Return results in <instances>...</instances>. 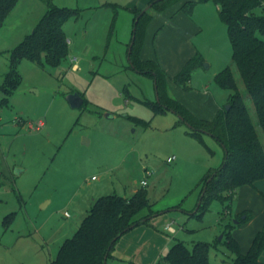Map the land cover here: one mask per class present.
I'll use <instances>...</instances> for the list:
<instances>
[{
	"label": "rangeland",
	"instance_id": "1",
	"mask_svg": "<svg viewBox=\"0 0 264 264\" xmlns=\"http://www.w3.org/2000/svg\"><path fill=\"white\" fill-rule=\"evenodd\" d=\"M139 1L53 0L78 12L64 24L67 57L57 66L23 58L19 84L11 93L0 89V264H51L93 198L130 196L142 187L141 179L148 183L143 187L152 213L145 208L138 217L150 219L117 240L115 246H124L129 257H109L106 264H152L155 254L164 257L177 241L189 248L207 241L208 264H232L228 233L239 238L241 249L250 243L248 220L237 223V210L249 206L256 223H264V192L251 185L239 187L231 202L215 198L196 214L203 182L222 163L224 148L211 134L192 135L175 111H155L149 104L158 101L155 78L131 67L128 55ZM24 2L0 31V85L10 70L11 49L47 11L43 0ZM183 2L149 8L153 16L141 57L166 71L173 97L212 119L217 105L228 100L229 91L214 76L232 63V46L213 1L197 3L192 14L180 9ZM196 53L202 63L187 84L177 83L174 75ZM235 76L247 96L237 71ZM76 92L85 99L79 107L68 100ZM247 103L256 120L253 103ZM172 155L176 159L168 162ZM169 222L175 231L164 229ZM137 230L141 234L134 237Z\"/></svg>",
	"mask_w": 264,
	"mask_h": 264
},
{
	"label": "trees",
	"instance_id": "2",
	"mask_svg": "<svg viewBox=\"0 0 264 264\" xmlns=\"http://www.w3.org/2000/svg\"><path fill=\"white\" fill-rule=\"evenodd\" d=\"M17 1L0 0V27ZM43 1L47 5L46 13L33 32L10 51V70L0 85L6 93H11L20 82L17 66L21 59L28 58L42 66H57L68 55L69 41L64 24L78 12L73 8L59 7L53 0ZM178 1L151 0L150 3L155 11H161ZM207 1L217 5L232 46V63L214 76L215 82L229 91V109L225 108L226 103L212 119H205L195 115L169 93L166 71L157 61L141 57L146 26L153 16L149 9L144 13L142 9H134V28L128 51L130 66L151 73L155 78L158 101L149 102L155 111H175L191 127L189 132L192 135L201 138L202 133L211 134L224 148L222 163L203 182L196 211L198 216L208 209L213 199L231 202L239 187L254 186L257 180L264 179V0H185L180 9L192 14L197 3ZM202 58L199 53L189 58L174 75V80L187 84ZM235 71L240 74L247 96L239 87ZM247 99L254 105L256 120L251 115ZM225 207L227 211L229 205ZM145 208L152 213L148 192L143 186L129 197L118 194L97 197L78 229L62 242L51 264H106L117 240L150 219V214L138 217ZM244 214L245 218H242ZM251 217L250 212L244 211L237 219L242 222ZM226 243L234 254L232 264H264L260 258L264 251V225L255 233L246 252L230 233ZM210 249L211 243L207 241H198L192 248L177 241L155 264H208Z\"/></svg>",
	"mask_w": 264,
	"mask_h": 264
},
{
	"label": "crops",
	"instance_id": "3",
	"mask_svg": "<svg viewBox=\"0 0 264 264\" xmlns=\"http://www.w3.org/2000/svg\"><path fill=\"white\" fill-rule=\"evenodd\" d=\"M24 1H31V0H18L17 1V3L15 4V6L12 8V10L9 12V14L7 15V17H6V19H5V22H4V24L0 27V31H2V29L4 28V26L6 25V23H8V21H9V17H10V14L11 13H13V12H15L16 11V9H18L19 8V5H21V6H25V5H22L23 3H25ZM150 1L151 0H140L139 2L140 3H142L141 5H137L136 6V8L137 9H142V6H144L146 3H150ZM182 1H185V0H182ZM15 9V10H14ZM13 11V12H12ZM12 15V14H11ZM142 52H143V48H142V50H141V55H142ZM169 90H170V92H172V90L170 89V87H169ZM173 90H174V88H173ZM225 104H222V105H217V109H216V112H217V110L218 109H220L222 106H224ZM196 115V114H195ZM198 116V115H197ZM198 117H200V116H198ZM202 118H204V117H202ZM206 119V118H205ZM42 121V120H41ZM44 122V121H43ZM45 124V123H44ZM43 127H44V125H43ZM39 130V129H38ZM92 179L93 180H97V178L95 177V175H92ZM142 180V179H141ZM141 180H140V184H141ZM148 184V183H147ZM141 186H143L142 184H141ZM244 186V185H243ZM255 187H257L261 192H264V179H261V180H257L256 182H255V185H254ZM138 188V186H136L135 187V190ZM135 190L133 191V193L135 192ZM131 196V195H130ZM126 197H129V196H126ZM94 199H96V198H93L91 201H90V205H89V207H88V209H87V211L89 210V208H90V206H91V203L94 201ZM238 212H237V214H239V213H241V212H244V211H248V212H250L251 214H252V212H253V208H250L249 206H242V207H240L238 210H237ZM66 215V214H65ZM66 216H70V215H66ZM84 216V215H83ZM83 218V217H82ZM247 229H249V240H250V243H251V241H252V239H253V237H254V235H255V233L258 231V230H260L262 227H263V225H264V223L263 222H258V223H256V218H254L253 217V214H252V217L248 220V222H247ZM165 226H166V224L164 225V229L165 230H167L166 228H165ZM134 228V227H133ZM174 228H175V226H174ZM77 230V229H76ZM175 230H176V228H175ZM146 233V235H150V237H156L157 235V232H155V231H147V232H145ZM141 234V230H137L136 232H135V234L133 235L134 237H136V236H138V235H140ZM235 237L237 238V240L239 241V238L235 235ZM68 238V237H67ZM65 240V239H64ZM63 240V241H64ZM62 241V242H63ZM250 243H249V245H248V248H249V246H250ZM62 244V243H61ZM60 244V245H61ZM123 248H124V246H122V245H116L114 248H113V250H112V253H111V256H109V257H112L113 259H115V260H117V259H119L121 256H124V257H129L128 256V254H124V252L122 251L123 250ZM248 248L247 249H245V248H243L242 249V251L243 252H246L247 250H248ZM115 249H117V253H115ZM245 249V250H244ZM162 257H157L156 256V254L154 255V257L151 259L152 261H151V263L152 264H155L158 260H160ZM260 258H261V260L262 261H264V251L262 252V254H261V256H260ZM154 260V261H153ZM154 262V263H153ZM134 263H138L137 261H130V264H134ZM140 264V263H139Z\"/></svg>",
	"mask_w": 264,
	"mask_h": 264
},
{
	"label": "water",
	"instance_id": "4",
	"mask_svg": "<svg viewBox=\"0 0 264 264\" xmlns=\"http://www.w3.org/2000/svg\"><path fill=\"white\" fill-rule=\"evenodd\" d=\"M151 3L146 7V8H144L143 10H142V13H144L145 11H147L150 7H151ZM68 100H69V102H70V104L72 105V106H74V107H79V106H81L82 104H83V102H84V98L81 96V94H79L78 92H76V93H72V94H69L68 95ZM225 108L226 109H229L230 108V104L229 103H227L226 105H225ZM88 140H86V142H87ZM212 178V176L207 180V181H209L210 179ZM204 191H205V188L203 189V192H202V194L204 193ZM242 218H245V214L242 216ZM237 223H239L240 222V220H237L236 221Z\"/></svg>",
	"mask_w": 264,
	"mask_h": 264
},
{
	"label": "built area",
	"instance_id": "5",
	"mask_svg": "<svg viewBox=\"0 0 264 264\" xmlns=\"http://www.w3.org/2000/svg\"><path fill=\"white\" fill-rule=\"evenodd\" d=\"M44 125V122L43 121H40L39 124L37 125V129H40V127H42ZM176 159V155H172V156H169L167 158V161L168 162H173L174 160ZM141 184L143 186L147 185V180L146 179H142L141 180ZM66 215H69L68 212L65 213ZM165 228L168 230V231H175V228H174V225H173V222H169L166 224ZM134 264H139V263H134Z\"/></svg>",
	"mask_w": 264,
	"mask_h": 264
}]
</instances>
